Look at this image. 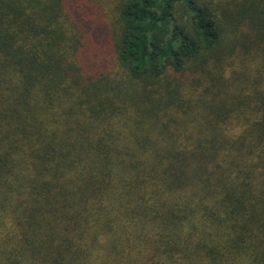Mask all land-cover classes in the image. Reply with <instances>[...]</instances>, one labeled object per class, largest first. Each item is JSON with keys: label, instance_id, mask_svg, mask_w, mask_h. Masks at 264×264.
I'll list each match as a JSON object with an SVG mask.
<instances>
[{"label": "trees", "instance_id": "16d2710c", "mask_svg": "<svg viewBox=\"0 0 264 264\" xmlns=\"http://www.w3.org/2000/svg\"><path fill=\"white\" fill-rule=\"evenodd\" d=\"M0 264H264V0H0Z\"/></svg>", "mask_w": 264, "mask_h": 264}]
</instances>
